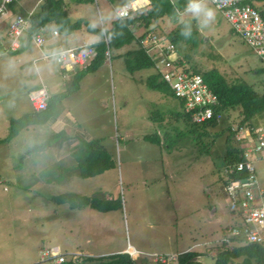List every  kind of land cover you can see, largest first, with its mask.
Here are the masks:
<instances>
[{"label":"rangeland","instance_id":"374dc122","mask_svg":"<svg viewBox=\"0 0 264 264\" xmlns=\"http://www.w3.org/2000/svg\"><path fill=\"white\" fill-rule=\"evenodd\" d=\"M24 1L28 6L18 2L22 15L38 10L41 4V0ZM172 1L197 37L196 46L187 41L175 43V57L187 61L186 67L199 76L216 70L228 84H247L263 94L264 64L233 32L223 14L204 0L215 16L200 27L190 13H183L186 0L184 4ZM250 1L257 8L264 7V1ZM66 3L72 21L86 19L95 29H108L116 18L107 0H94L89 5L75 0ZM178 19V15L165 17L148 29L142 28L166 47L170 44L167 36L186 27ZM87 40L98 38L84 30L61 38L64 48ZM9 47L10 39L1 32L0 118L8 124L2 127L0 121V140L8 136L11 121L31 114L32 90H47L52 103V114L44 111L40 116L48 122L54 110H63L67 125L58 133L45 122L33 139H25L31 133L24 129L16 139L0 144V264H58L43 257L56 247L67 261H76L78 256L74 255L83 252L91 258L121 253L132 256V247L138 253L133 259L139 264H162L155 260L178 257L186 251L214 256L230 241V229L242 220L230 211L222 161L227 127L235 131L236 145L247 144L248 129L240 127L245 136L237 131L241 120L238 112L223 115L220 123L225 120L210 130L211 136L222 133L214 143V137L195 139L184 120L171 116L183 114L182 103L169 89L148 87L147 79L156 70H128L124 55L139 49L136 42L110 50L94 72L81 68L78 72L82 76L76 81L67 77L68 72L54 58L38 60L42 53L37 47L22 52H11ZM144 47H151L148 40ZM2 48L9 53L1 55ZM152 115L163 120L153 121ZM255 124L264 133L263 120L258 117ZM76 134L86 140L70 138ZM155 134L160 144L145 141L144 137ZM87 139L101 142L112 156L114 168L95 178L81 179L67 163L70 169L59 167L55 147L69 140L84 147ZM44 143L47 146L40 148ZM252 160L263 183L264 155ZM66 193L119 201L120 207L108 214L96 213L103 215L102 222L94 223L90 208L71 210L68 204L49 200ZM229 245L239 243L232 239ZM123 249L125 252H119Z\"/></svg>","mask_w":264,"mask_h":264},{"label":"trees","instance_id":"16d2710c","mask_svg":"<svg viewBox=\"0 0 264 264\" xmlns=\"http://www.w3.org/2000/svg\"><path fill=\"white\" fill-rule=\"evenodd\" d=\"M93 1L94 0H75L77 4L83 5L92 4ZM148 1L150 4V8L148 10L138 12V14L131 19L117 18L111 23L108 29L103 30L90 27V23L83 18L72 21L66 9L67 3L65 0H41L39 9L28 17L30 26L26 34L27 45L31 44L32 38L40 31L41 28L46 29L48 26H53L59 34L65 36L84 30L95 35L98 40L92 45L95 48L96 55L90 62L89 66H87L83 71H87L89 73L96 71L106 61L107 52L112 49H121L133 42H137L139 44V49L128 51L124 55L128 70L130 72L151 68L156 70L154 58L147 53L146 48H144L141 44L140 39L143 37L137 40L131 30V26L136 27V25H140L148 29L150 26L157 24L165 17H176L179 8L172 0ZM259 1L262 2L264 0ZM180 3H182V0H180ZM248 3L259 12L262 20L264 21V7L257 8L250 0H248ZM167 38L172 45L184 41L192 43L194 46L197 44V37L195 33H191L189 37L185 38L181 35V32L177 31L169 34ZM183 60L178 58L175 64L177 67L185 71H190V69L186 67L187 61ZM194 74L196 73L194 72ZM81 76L78 72L75 74L73 79L75 81L79 80ZM201 77L211 91L217 96L219 102L218 110L224 115V117L230 112L236 111L239 113L241 120L237 131L240 130V127H243L244 129L246 128L254 139L258 136L256 134L257 131L263 133L262 130L256 128L255 119L259 117L264 122V93H257L247 84L230 85L216 70L204 73ZM147 85L153 90L169 89L167 84L161 80V75L157 71L156 74L147 79ZM51 108L52 103L50 99H48V105L45 112L47 111L48 114H52ZM40 114L42 113L33 112L25 115L19 120L11 121L9 134L5 139L0 140V144L9 143L22 130L26 129L30 125H43L46 122V118L41 117ZM171 116L177 121L180 119L184 120L189 126V133L193 135L195 139L201 140L205 137H214V139H212V143H214V141L218 139L222 133H215L211 136L210 130L218 128V126L225 120L223 119L220 123L213 119L205 124L197 125L194 124L191 121V117L184 112L183 114H171ZM151 119L153 121L163 120L160 115L157 117L152 115ZM226 131L228 135L226 137L225 152L222 161L225 177L223 182L225 186L234 181H246L250 176L248 171L238 170V165L247 161L245 158L246 146H238L235 142H233L235 131H233L230 126L226 128ZM144 139L145 141L154 144H160V137L157 134L146 136ZM46 146L47 143H44L40 146V148H44ZM83 146L84 152L82 159L76 166L78 176L81 179L95 178L114 168L112 156L103 148L100 141H89ZM254 173L256 175V170H254ZM49 200L55 204H68L71 210L90 208L100 213L112 212L120 207L119 201L86 197L75 193L62 194L52 197ZM201 256L209 255L196 252H186L176 257V261L177 264H192L195 263L193 261L194 259ZM212 257L216 259V264H233L235 260L239 259L241 260L239 264H264V247L256 244H239L227 247L226 244H223ZM74 260L67 261L65 259V261L61 264H139L126 253L99 258L77 257V260Z\"/></svg>","mask_w":264,"mask_h":264},{"label":"built area","instance_id":"2783aa9c","mask_svg":"<svg viewBox=\"0 0 264 264\" xmlns=\"http://www.w3.org/2000/svg\"><path fill=\"white\" fill-rule=\"evenodd\" d=\"M208 1L223 14L233 32L252 49L264 64V21L259 12L248 3V0ZM14 2L15 0H0V21L10 15V7ZM141 9L135 4H129L116 10L115 14L119 19H130L136 16ZM120 12L123 15H119ZM29 26V19L23 17H16L9 25L8 38L12 52L21 49L20 39L27 34ZM43 33L44 29L41 28L32 38L33 44L39 49H44L46 44ZM53 34L57 36L56 31ZM146 40L151 44V47L146 50L154 58L156 71L160 73L161 80L167 84L172 95L182 103L183 112L191 117V121L197 125L205 124L213 119L220 122L223 114L218 110L217 96L201 76L177 67L174 45L169 44L163 47L152 34H148ZM95 55V48L87 45L61 50L53 54L44 53L42 57L44 60L54 58L55 62L66 70L76 72L89 65ZM30 102L34 112H44L48 105L47 93L44 90L33 92L30 95ZM239 131L242 135L245 132L242 128ZM256 134L258 136L254 139L250 133H246L245 158L247 161L238 165V170H246L250 173L249 179L231 182L225 186V192L230 198L231 213L242 220V223L230 229V241L233 239L239 244H256L264 247V182L261 183L255 175L254 160H252L253 156L258 158L264 155V134L260 131ZM248 137H251V140ZM230 241L225 242L227 247H231ZM43 257L57 260L58 264L65 261L57 248L44 254ZM131 258L133 259L134 256L132 255ZM176 259L172 256L158 258L155 262L166 264Z\"/></svg>","mask_w":264,"mask_h":264},{"label":"crops","instance_id":"0c3cea01","mask_svg":"<svg viewBox=\"0 0 264 264\" xmlns=\"http://www.w3.org/2000/svg\"><path fill=\"white\" fill-rule=\"evenodd\" d=\"M66 1V0H65ZM109 3L112 4V8L114 11L120 9L121 7L125 6V5H129V4H135L136 6H138V8H142L141 11H146L150 8V4H149V1L148 0H107ZM21 5H26V2L24 0H19V1H16L14 2V4L10 7V15L5 19V20H1L0 22V33L1 32H5V36L8 38V30H9V25L11 24V22L16 18V17H23V18H28L31 14H33L34 12L36 11H30V12H26L25 15H22L20 12V8H18L19 4ZM25 2V3H24ZM182 3L184 4V0H182ZM180 3V4H182ZM118 5H120L119 7H117ZM22 7V6H21ZM140 11V10H139ZM115 13V12H114ZM116 16V14H115ZM135 17V16H134ZM132 17V18H134ZM117 17L114 19L116 20ZM131 19V18H130ZM113 20V21H114ZM88 21V20H87ZM111 21V23L113 22ZM89 22V21H88ZM90 23V22H89ZM110 23V25H111ZM91 24V23H90ZM110 25L108 26V28L110 27ZM143 26H140V25H136L135 26H131V30L133 31V34L135 35L136 39L138 40L139 38H141V44L142 46L144 47V43L147 42L146 40V36L149 34V32L147 31H143L144 28H142ZM94 28V27H93ZM103 30H105V28H103ZM56 31V29H54L53 26H48L46 29H44V37L46 39V44L44 46V49H39L38 51L40 52V54H53V53H56L58 51H61V50H67V49H73V48H77V47H81V46H87V45H93L95 42H97V40L95 41H92V40H87L85 41L84 43L80 44V45H77V46H74V47H67V48H64L63 47V44H62V41H61V38H62V35L59 34L57 31V36H54V32ZM25 37H23L22 41H21V51H24V50H27V49H30V47H34L35 45H33V43L31 42V44L27 45V35L25 34L24 35ZM137 43V42H136ZM138 44V43H137ZM139 45V44H138ZM36 47V46H35ZM34 47V48H35ZM146 48V47H144ZM1 49V48H0ZM8 50H10V47L8 48ZM11 51V50H10ZM9 53L6 49L2 48V53L1 55H4L5 53ZM12 52V51H11ZM42 54L41 56L39 57L38 56V60H44L43 57H42ZM35 61V59L33 60V62ZM45 61V60H44ZM90 64V63H89ZM89 66V65H87ZM86 66V67H87ZM62 67V66H61ZM86 67L84 68V70L86 69ZM63 68V67H62ZM65 71H67V77L69 79H73L75 74L78 73L79 70H77L76 72H70L68 70H66L65 68H63ZM40 90V89H39ZM45 92L47 90L43 89ZM31 91V90H30ZM33 92H36L34 90H32ZM47 93V92H46ZM48 95V94H47ZM48 99H50L49 95H48ZM30 101V99H29ZM60 105V104H59ZM32 108V106H31ZM33 109V108H32ZM34 110L31 111V113H33ZM63 110L61 111H56L54 110V113H53V116L51 117V120L46 122L45 124H47L49 126L50 129H52L53 131L55 132H62L63 130H65L66 128V123H65V113L63 114ZM63 114V116H62ZM0 121H1V126L2 127H5L6 124H8V120H4V118L1 116L0 118ZM36 125H33L32 127H27L26 128V132L27 133H31V134H28L27 136L25 135V139H33L35 137V131L36 130H40V125H37L36 127H34ZM32 131V132H31ZM20 133L17 135L19 136ZM7 136V135H6ZM17 136L14 138L16 139ZM23 137V138H24ZM82 138L80 136H78L77 134L73 137V135L70 137V138ZM70 138H66V139H70ZM65 139V140H66ZM83 140H86L84 138H82ZM90 139H87L86 142H89ZM55 152H56V162L58 163L59 167H64L65 170H68V168L65 166V164L67 163L68 166H71V168L73 167V170H72V173L74 175H78L77 173V170H76V166L78 165V163L80 162V160L82 159V155H83V152H84V147H82V145L80 146L79 142L76 141V140H69V141H65V142H61V145L59 147H55ZM260 157H258L259 159ZM64 164V165H63ZM70 169V168H69ZM257 176V175H256ZM258 178V176H257ZM259 180V179H258ZM264 182V181H263ZM83 196V195H82ZM86 197H94V196H86ZM86 209V208H85ZM83 210V209H82ZM93 210V209H91ZM113 212V211H112ZM96 213H99V214H108V213H100V212H97L95 210H93L92 214H90V218H92V220H94L93 222L94 223H97L98 221L102 222L101 221V216L103 215H99L96 214ZM58 250L59 248L56 247ZM131 250L134 252L135 255H133V252H130L131 255H133L134 257L136 256V258L138 257V253L135 249H133L131 247ZM189 250V249H188ZM119 252H125V249H123L122 251H119ZM188 252V251H186ZM74 256H78V257H81V258H86L88 257L86 252H83L82 253H79L77 255H74ZM212 257V255H211Z\"/></svg>","mask_w":264,"mask_h":264},{"label":"clouds","instance_id":"9594fccd","mask_svg":"<svg viewBox=\"0 0 264 264\" xmlns=\"http://www.w3.org/2000/svg\"><path fill=\"white\" fill-rule=\"evenodd\" d=\"M183 13H190L191 18L196 19L198 26L200 27L207 26L215 16V10L208 7L204 3V0H186L183 7ZM118 14L123 15L122 12ZM177 15L179 17L178 22L186 24V27L181 30V35L187 38L191 35V28L187 25V22L183 21L181 13L178 12ZM90 27H95V24H90Z\"/></svg>","mask_w":264,"mask_h":264},{"label":"water","instance_id":"95a60500","mask_svg":"<svg viewBox=\"0 0 264 264\" xmlns=\"http://www.w3.org/2000/svg\"><path fill=\"white\" fill-rule=\"evenodd\" d=\"M199 264H216V259L211 256H201L193 260Z\"/></svg>","mask_w":264,"mask_h":264}]
</instances>
